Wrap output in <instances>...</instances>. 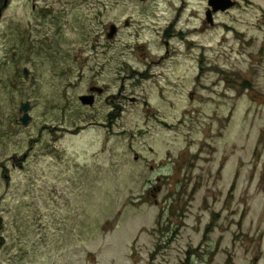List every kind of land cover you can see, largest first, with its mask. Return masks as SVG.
<instances>
[{"label":"rangeland","instance_id":"1","mask_svg":"<svg viewBox=\"0 0 264 264\" xmlns=\"http://www.w3.org/2000/svg\"><path fill=\"white\" fill-rule=\"evenodd\" d=\"M186 1L9 0L0 264H264V0Z\"/></svg>","mask_w":264,"mask_h":264},{"label":"flooded vegetation","instance_id":"2","mask_svg":"<svg viewBox=\"0 0 264 264\" xmlns=\"http://www.w3.org/2000/svg\"><path fill=\"white\" fill-rule=\"evenodd\" d=\"M137 1L142 2V3H147V2L152 1V0H137ZM232 1H234V3H235L234 8H232V9H235V8L240 7V3L243 0H232ZM179 2H180V5H178V7H176V9H175V18L167 24V26L165 27V29L163 31V34L162 35L164 36L165 39H172V38L179 37V36H182V35H185V34L190 35V34H192L194 32L192 30H183V29H180L179 28V24L181 22V19L183 17V14L187 11V8H188V1H186V0H179ZM199 2H201L203 4H206V9L204 10L205 21H203V26L204 27L202 29V30H204L205 28L209 27V25L213 26L214 25L215 17L217 15L223 13V12L220 11V12L214 13L213 10L211 9V6H210L211 0H199ZM224 13H227V12H224ZM191 17H193V15ZM210 18H212L213 24L210 23V21H209ZM258 20H259V24L260 25L261 24H264V6L261 7V10H260V18ZM113 26L116 27V34L114 36V39L122 31V28L121 27H118L115 24H111L107 28V32H106L107 38H108L109 34L111 33V29H112ZM125 27L127 29L134 28L133 24L130 21H126L125 22ZM136 29L137 30L133 33L134 34L133 37H139L141 35V32L144 31V30H146V27L145 26H138ZM157 31L159 32L160 30L157 29ZM166 45L168 46V43ZM168 55H169V51H168ZM163 60H165V58H163ZM24 75H25V69H24ZM25 78H26V76H25ZM91 89H101L102 90L101 93H99L98 91H96V92L93 93V95L95 97V103H94V105L92 107H94L98 103V97L99 96L101 97V96L105 95L106 91H105V89L100 88V87H98L96 85H94L93 87H91ZM132 102H134V101H132ZM121 112H122V109L119 108L118 109V113L115 114L113 112H108L106 115H110L109 116V119L111 120L112 115H121ZM136 159L138 160L139 158L137 157ZM161 181H162V179H159L158 180V182H161Z\"/></svg>","mask_w":264,"mask_h":264},{"label":"water","instance_id":"3","mask_svg":"<svg viewBox=\"0 0 264 264\" xmlns=\"http://www.w3.org/2000/svg\"><path fill=\"white\" fill-rule=\"evenodd\" d=\"M8 4H9V0H5L4 6L0 8V22L3 18L4 9L8 7ZM210 6L214 13H217L220 11L227 12L228 10L232 9L235 6V3L232 0H211ZM209 21L211 24H213L212 18H210ZM115 34H116V27L113 26L111 29V33L108 36V39L113 40ZM25 76H26V79H28L30 76V71L28 69H25ZM90 91L92 94L80 97V102L84 106L92 107L95 103V97L93 93L96 91H98L99 93L102 92L101 89H90ZM30 109H31V105L29 102L22 104L20 108V112L23 114V117L21 118V122L25 126H27L32 121V117L30 115Z\"/></svg>","mask_w":264,"mask_h":264},{"label":"trees","instance_id":"4","mask_svg":"<svg viewBox=\"0 0 264 264\" xmlns=\"http://www.w3.org/2000/svg\"><path fill=\"white\" fill-rule=\"evenodd\" d=\"M208 232H210V231L208 230Z\"/></svg>","mask_w":264,"mask_h":264}]
</instances>
